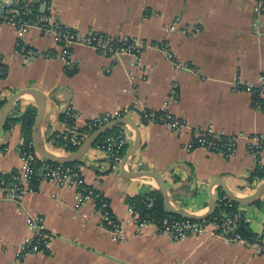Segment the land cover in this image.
Here are the masks:
<instances>
[{
	"label": "crops",
	"instance_id": "1",
	"mask_svg": "<svg viewBox=\"0 0 264 264\" xmlns=\"http://www.w3.org/2000/svg\"><path fill=\"white\" fill-rule=\"evenodd\" d=\"M54 13L82 36L94 32L138 38L148 47L136 58L108 57L76 45L71 59L75 70L70 71L52 35L38 29L27 33L28 45L55 56L26 62L16 49L15 29L0 25V57L7 67L0 101L6 103L22 89L40 90L46 110L39 135L52 153L67 155L57 136L73 126L63 119L68 109L77 114V128L104 113L127 111L124 117L140 129L141 145L125 171L161 175L177 209L205 215L211 196L217 204L228 197L217 181L242 199L257 192L264 183V176L256 175L264 165V97L257 94L264 79V9L257 0H55ZM29 108L37 110V103L26 94L10 114V127L6 124L0 132V174L23 167L19 150L29 141L16 120ZM143 111L168 112L185 128L176 133L145 123ZM115 129L114 135L127 136L123 160L136 133L130 125ZM206 129L234 137V152L190 149L194 133ZM99 142L77 167L85 184L108 201L124 238L118 240L106 229L96 201L78 206L73 189L36 177V190L26 195L23 206L0 203V264H264V256L252 249L210 233L174 240L155 225L139 227L130 202L160 192L159 184L150 177L124 179L122 162L112 167ZM258 146L262 148L256 150ZM42 171L39 167L37 175ZM234 204L256 239L264 240V192L252 205ZM31 215L43 217L51 249L20 259L21 243L33 235Z\"/></svg>",
	"mask_w": 264,
	"mask_h": 264
},
{
	"label": "built area",
	"instance_id": "2",
	"mask_svg": "<svg viewBox=\"0 0 264 264\" xmlns=\"http://www.w3.org/2000/svg\"><path fill=\"white\" fill-rule=\"evenodd\" d=\"M260 9H264V0H257ZM55 0H0V25H10L17 33V51L26 62H30L39 57L53 58L51 53H42L37 51L25 42V36L32 29H38L44 35H52L60 49V57L65 61L66 68L70 71L75 70V65L71 61L72 49L76 45H83L95 49L100 54L108 57L118 55H132L136 58L142 56L148 44L138 38L122 37L115 38L110 35L89 32L82 36L76 31L65 27L54 13ZM0 57V77L6 76L7 67L2 63ZM264 97V79L257 92ZM260 104L264 105V102ZM127 112V111H126ZM126 112L115 114L104 113L97 117L88 119L82 128L74 126L77 114L72 110L66 111V124H73L66 133L57 136L62 140V150L68 154L76 151L84 141L96 130L109 123L110 121L120 119L126 116ZM142 120L145 123H155L168 127L170 130L180 133L184 130L183 121L175 118L168 112L155 113L151 111L141 112ZM127 145V136L123 133H117L104 142L100 148L104 150L112 163V167H119L122 162V152ZM190 149L202 147L210 151L222 152L231 155L236 147L234 137H224L215 133L212 129L196 131L190 143ZM264 147V145H263ZM258 146L256 150H260ZM75 149V150H73ZM23 161L21 170L13 171L8 174H0V203L8 202L23 206L27 194L36 190L32 181L38 177L44 181L56 184L59 187L71 188L75 191L77 205L81 206L87 201L97 202L100 212L103 215L104 226L116 239L124 238V228L120 221L113 216L110 205L105 197L95 189L85 184L79 167H67L61 164H43L41 165L40 175H37L39 161L45 160L36 152L33 142L24 143L19 150ZM264 164V163H263ZM264 168V165H261ZM155 199H147V208L153 207ZM219 202H227L230 206L234 202L227 196L219 199ZM134 220L139 227L148 224L155 225L158 230L172 237L174 240H182L189 237H198L210 233L218 236L229 243H239L250 249L256 254L264 256V240L255 239L250 241L237 230L240 222L244 221L241 214L223 215L224 220L219 222L209 217L202 221H193L187 219L175 220L172 215L162 221L146 222L142 221L141 213L132 208ZM28 226L33 231L31 237L26 238L20 245L17 258L24 259L32 255L48 254L51 249L52 236L46 232V226L43 217L31 215L28 220ZM213 229V230H212Z\"/></svg>",
	"mask_w": 264,
	"mask_h": 264
},
{
	"label": "water",
	"instance_id": "3",
	"mask_svg": "<svg viewBox=\"0 0 264 264\" xmlns=\"http://www.w3.org/2000/svg\"><path fill=\"white\" fill-rule=\"evenodd\" d=\"M26 94H31L36 103H37V114H36V119L35 123L32 129V142L34 145V148L36 152L39 154V156L52 164H61V165H68V164H75L78 163L87 153L89 150H91L96 143L100 140V138L105 135L107 132L113 130L114 128L118 127L119 125H130L136 133V138L135 141L132 143L130 148L127 150L121 166H120V173L124 179L130 180V179H139L142 177H150L153 178L154 180L157 181L159 184L160 188V193L162 195L163 201L165 208L175 216L180 217L181 219H187V220H193V221H202L206 220L214 213L216 212L217 208V203L215 201L214 196H211V201H210V207L209 210L205 215L202 216H196L193 214H190L184 210L177 209L174 207L171 203L170 197L168 195L167 191V186L162 178L161 175L157 173H153L150 171H141L138 173H131L125 171V165L128 163L129 159L133 156V154L138 151L140 145H141V133L138 125L135 123L133 119H130L128 117H123L117 120L110 121L109 123L105 124L95 132H93L87 139L82 143V145L74 152L64 156V157H58L54 153H52L43 143V141L40 138L39 135V129L40 126L43 123L44 115H45V110H46V99L43 93L35 88H27V89H22L18 92H16L14 95H12L6 103L2 106L0 109V132L5 128L7 122L10 119V114L19 101V99L26 95ZM217 184H219L225 194L228 195V197L233 200L235 203L243 206H249L254 204L258 198L262 195L264 192V183L258 188L257 192L250 196L249 198L242 199L239 197H236L232 192L227 189V187L222 184L220 181H217Z\"/></svg>",
	"mask_w": 264,
	"mask_h": 264
},
{
	"label": "trees",
	"instance_id": "4",
	"mask_svg": "<svg viewBox=\"0 0 264 264\" xmlns=\"http://www.w3.org/2000/svg\"><path fill=\"white\" fill-rule=\"evenodd\" d=\"M73 74V73H71ZM6 76L0 77L1 79H4ZM257 102L260 101V99L258 97H256L255 99ZM5 104V101H0V109L2 108V106ZM36 114H37V110L35 108H29L27 110V112L24 114L23 117H21L19 120H16V122L21 123L22 129L25 133V139L27 141H31V131L35 122V118H36ZM63 119L65 120V117H63ZM13 121V120H11ZM7 127L9 128V123L7 124ZM118 129L112 130L110 132H108L107 134L103 135L100 139L99 145L103 146L104 142L107 138L113 136ZM62 143V142H61ZM75 150V149H73ZM42 162L47 163V164H52L51 162L47 161V160H40L39 161V167H41ZM78 163L75 164H68L67 167L73 168L76 167ZM259 172H257V176H264L263 173V168H259L258 169ZM149 197H153L155 199L153 207L151 209L147 208V199ZM130 205L137 211H139L141 213V218L142 221H146V222H153L154 220L159 222L162 221L165 218H168L171 216V214H169L168 211H166L165 205H164V201L162 199V195L160 192H153L150 193L144 197L141 198H135L133 200H131ZM237 206L236 204H232V206H230L227 202H220L217 204V208H216V212L214 213V215H212L211 219L214 220L215 218L218 219L219 222L224 220V213L228 214V215H233L235 213H237ZM172 219L175 220H180L181 218L178 216H173L172 215ZM237 233H239L241 236H243L244 238L250 240V241H255L256 237L254 234H252V232L249 230V228L247 227V225L244 223V221L240 222V226L237 230Z\"/></svg>",
	"mask_w": 264,
	"mask_h": 264
}]
</instances>
